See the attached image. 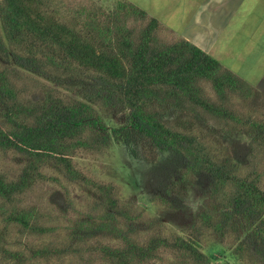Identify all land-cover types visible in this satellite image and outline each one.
Returning <instances> with one entry per match:
<instances>
[{"label": "trees", "instance_id": "obj_1", "mask_svg": "<svg viewBox=\"0 0 264 264\" xmlns=\"http://www.w3.org/2000/svg\"><path fill=\"white\" fill-rule=\"evenodd\" d=\"M165 30L126 0L70 22L43 0H0V152L22 160L15 175L0 173L1 264H222L208 255L215 247L264 264V93ZM234 134L247 138L243 158ZM112 144L147 164L166 152L182 159L167 196L152 197L156 212L205 177L182 233L72 162L77 150ZM48 165L82 182L87 207L62 225V240L45 242L61 226L16 199L46 179Z\"/></svg>", "mask_w": 264, "mask_h": 264}, {"label": "rangeland", "instance_id": "obj_2", "mask_svg": "<svg viewBox=\"0 0 264 264\" xmlns=\"http://www.w3.org/2000/svg\"><path fill=\"white\" fill-rule=\"evenodd\" d=\"M120 0H43L44 7L51 10L55 15L65 22L81 21L85 18L87 11L106 10L115 11L117 3ZM132 4L142 8L139 4L149 5L152 0H126ZM150 16L154 12L153 6L150 8H142ZM148 10V11H147ZM161 36L166 39L173 37L172 32L162 31ZM259 53L254 52L244 55L242 60L236 57H227L223 59V64L232 66H240L237 75L245 82L253 85L251 80L257 75V70L251 68L248 61L256 60ZM260 64L257 69L262 68V58H258ZM234 62V64H233ZM231 71V70H230ZM235 74V73H234ZM244 77H246L244 79ZM251 79V80H249ZM30 78H23L21 84L30 89L35 88L34 82ZM36 91V90H35ZM264 93V90L261 89ZM62 94L67 95V92ZM260 111L264 112V105H259ZM231 146L237 156L243 158V154L247 149V138L234 134L230 139ZM16 153L0 152V173L7 175H15L22 160L15 158ZM75 167L82 172L84 176L96 178L98 180L112 182L119 188L121 199L134 201V209L141 210L149 216H156L166 223L167 229L173 232H181L182 227L191 220L193 213L201 203L202 198L207 193L208 182L205 177H200L188 188L187 195L183 199L169 196L172 200L170 207L159 204L160 211H155V201L152 197L157 195H166V187L170 180L178 174V167L182 163V159L172 152L163 153L159 159L152 164L139 162L131 159L125 153L123 146L112 144L99 153L87 150H77L72 158ZM43 174L46 176L44 181H39L30 189L21 194L16 202L24 207H35L45 216L46 224L53 226H61L59 231L51 232L45 237L46 240H62L64 230L62 225L69 218H73L81 214L86 209L87 199L84 187L80 181H69L51 166L42 168ZM19 201V202H18ZM157 204V203H156ZM182 233V232H181ZM210 241H213L210 239ZM214 245L208 249H212ZM215 250H208V255L222 264H240L235 258L229 257L221 252L217 247ZM41 260L40 258L37 259ZM35 260L36 264L39 263ZM1 264V263H0ZM58 264V263H51Z\"/></svg>", "mask_w": 264, "mask_h": 264}, {"label": "crops", "instance_id": "obj_3", "mask_svg": "<svg viewBox=\"0 0 264 264\" xmlns=\"http://www.w3.org/2000/svg\"><path fill=\"white\" fill-rule=\"evenodd\" d=\"M150 4L154 9L152 16L164 28L211 55L236 75L240 66L224 65V58L242 60L244 55L259 53L256 60L248 61L257 70L254 79L249 80L254 87L264 90V0H152ZM259 57L262 68L257 69Z\"/></svg>", "mask_w": 264, "mask_h": 264}]
</instances>
